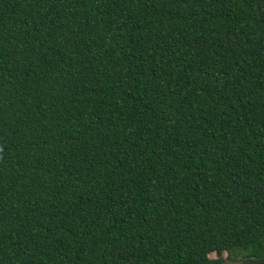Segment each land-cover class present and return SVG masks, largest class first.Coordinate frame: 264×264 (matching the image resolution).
<instances>
[{
    "label": "trees",
    "instance_id": "obj_1",
    "mask_svg": "<svg viewBox=\"0 0 264 264\" xmlns=\"http://www.w3.org/2000/svg\"><path fill=\"white\" fill-rule=\"evenodd\" d=\"M264 259V0H0V264Z\"/></svg>",
    "mask_w": 264,
    "mask_h": 264
},
{
    "label": "rangeland",
    "instance_id": "obj_2",
    "mask_svg": "<svg viewBox=\"0 0 264 264\" xmlns=\"http://www.w3.org/2000/svg\"><path fill=\"white\" fill-rule=\"evenodd\" d=\"M209 259L211 260H221V264H240L243 260L239 256H235L234 254H229L227 252H223L220 255L211 253L209 254Z\"/></svg>",
    "mask_w": 264,
    "mask_h": 264
},
{
    "label": "water",
    "instance_id": "obj_3",
    "mask_svg": "<svg viewBox=\"0 0 264 264\" xmlns=\"http://www.w3.org/2000/svg\"><path fill=\"white\" fill-rule=\"evenodd\" d=\"M240 264H264V259H258V260H253V259H243Z\"/></svg>",
    "mask_w": 264,
    "mask_h": 264
}]
</instances>
